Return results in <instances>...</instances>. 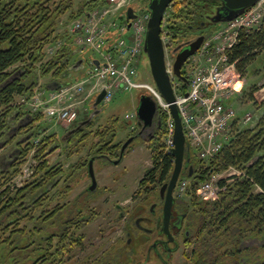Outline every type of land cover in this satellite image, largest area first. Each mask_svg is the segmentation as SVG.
<instances>
[{
  "label": "trees",
  "instance_id": "16d2710c",
  "mask_svg": "<svg viewBox=\"0 0 264 264\" xmlns=\"http://www.w3.org/2000/svg\"><path fill=\"white\" fill-rule=\"evenodd\" d=\"M214 2L173 1L163 22V29L169 36L171 44L178 43V38L189 29L201 31L200 34L205 36L215 31L216 29L209 27L216 23L210 22L207 18L214 12ZM107 3L108 0H0V149L1 140L10 128L11 117L14 114L16 119L29 115L33 117L34 122L40 120V113L31 109L24 110L34 95L35 88L39 86V79L49 74L55 76L54 79L58 81L61 78L69 79V71L74 67L71 54L75 50L71 48L69 42L75 40L70 33L66 38V35L57 32L60 18L67 14L68 21L72 22L87 17L94 9L102 8ZM64 38L66 40L61 47L53 56L47 58L46 47L58 44ZM263 49L264 17L258 26L239 32L237 41L228 50V56L231 62H235L240 75L244 76L248 66L256 60ZM77 69H81V74L76 79L79 80L87 73L82 68ZM182 72L188 78L184 67ZM188 87V83L182 81L181 90L186 92ZM258 89L259 87L255 85L249 97L256 104L264 105V100L258 103L254 96ZM17 97L24 98V101L17 102ZM167 119L168 114L159 110L156 132L160 135L155 133L149 139L152 166L139 182L140 194L158 190L160 185L169 181L172 174L174 156L172 150H167L164 140ZM93 121L88 125H92ZM117 121L116 119L105 129L96 131L101 140L97 144L93 143L91 147L93 151L106 149L113 151V157L118 156L121 144L114 143ZM34 122L31 125H34ZM135 129H138V125ZM83 130L84 127L77 131L76 135L79 142L84 144L86 143L84 139L90 133ZM55 138V134L40 137L35 156L46 157V152L54 144ZM33 146L30 138L25 145L19 144L16 161L13 163L14 175ZM187 157L190 161L185 163L187 170L180 178H189L190 186L180 203L188 211L191 209V213L188 214L193 218L191 225L194 243L186 250L190 264H264V113L253 127H242L236 120L227 142L213 157L200 159L190 147L186 151L185 158ZM190 166L193 167L191 175ZM229 168H234L241 174L219 180V185L223 189L218 198L203 200L197 196L195 191L201 182L207 180L212 173L224 172ZM63 170L51 166L48 160H44L37 166V173H42L38 180L20 188L14 195H11L9 188L0 192V215L7 216L9 220L14 218L2 228L3 231H7L13 225L10 234L5 239L1 238L0 243L10 245L11 251L19 250L20 245L17 241L27 237L29 243L23 249L30 247L36 252L35 242L40 226L35 225L27 231L19 224L22 217L29 215L28 211L21 213V209L26 208L24 199L40 189H45L49 183H53L58 174L63 173ZM63 188L64 192L70 190V186L67 185ZM46 193L44 197L34 200V206L44 204L49 191ZM46 214L48 218L43 220L44 225L50 222L48 211L44 212L43 216ZM253 239L256 242L250 245L249 242ZM15 257V260H12L13 257L6 255L8 258L6 264H20L21 259ZM10 258L11 262L7 263Z\"/></svg>",
  "mask_w": 264,
  "mask_h": 264
},
{
  "label": "built area",
  "instance_id": "2783aa9c",
  "mask_svg": "<svg viewBox=\"0 0 264 264\" xmlns=\"http://www.w3.org/2000/svg\"><path fill=\"white\" fill-rule=\"evenodd\" d=\"M132 0H108L102 8L94 9L87 17L72 21L69 31L77 42L79 51L93 49L102 58H89V70L84 79L61 85L59 89L39 91L28 103L33 111H42L51 120L72 125L80 117L83 107H90L93 99L105 87L103 102L112 101L118 90L145 88L157 101L160 110L168 114L167 150L174 147V120L169 104L155 85L137 81V61L143 50L149 12L143 10L132 20L133 33L129 39L123 37L128 30L125 20L126 10ZM264 17V0L247 9L238 17L223 23V26L209 34L196 54L191 56L188 76V89H179L174 74V56L167 58L166 68L171 77L176 104L188 145L196 150L198 158L206 160L216 155L227 142L233 123L238 120L236 111L230 105L235 93L241 91L236 83L241 75L235 62H231L228 50L235 44L241 30H249L258 26ZM164 41V34H163ZM165 44V42H164ZM166 49V45H165ZM100 64L96 65L94 60ZM97 79L93 81V78ZM24 101V98H23ZM136 114H127L133 118ZM248 114L244 121H250ZM229 132V134H228ZM240 175L241 172L229 168L224 172H214L196 188V194L203 200H215L223 189L219 185L221 178ZM190 186V180L182 177L177 183V196L185 197Z\"/></svg>",
  "mask_w": 264,
  "mask_h": 264
},
{
  "label": "rangeland",
  "instance_id": "374dc122",
  "mask_svg": "<svg viewBox=\"0 0 264 264\" xmlns=\"http://www.w3.org/2000/svg\"><path fill=\"white\" fill-rule=\"evenodd\" d=\"M148 3V0H132L131 6L135 9L136 13L141 16L144 14L143 9L146 8ZM166 14H168V12H166ZM71 23L72 22L68 21L67 19V14L63 15L60 18V25L58 27L57 32L66 35L65 37L67 38L70 33L69 28ZM223 23L225 22L213 24L211 27H209V29H219L223 26ZM200 32L201 31L189 29L183 34V36H180L178 38V43L173 42L174 44L172 45L169 36H167L166 31L163 29L167 58L170 59L173 57L171 51L174 47L184 42V40L194 39L197 36L196 34ZM132 33V29H128L122 35L126 39H129ZM66 38L61 40L58 44L48 45L46 47L47 58H50L55 54V52L61 47L64 40H66ZM69 44L71 48L75 49L74 53L72 52L71 54V62H74L75 64L79 59H83L84 63L82 69L86 73L89 70L90 66L88 62L89 58H102L99 53H97L91 48L80 52L78 49L79 45L77 42L75 43L74 41H70ZM190 64V62H187L184 65V68L187 70V73L190 71ZM136 67L138 72L136 78L137 81L147 82L152 85H155L153 77L151 75L149 59L144 50H142V52L138 56ZM69 72V79L61 78L58 81L54 79L55 76L50 74L45 77H42V79L40 78L39 86L35 89L34 95L37 94L39 91H46L47 94L52 90L59 89L61 85H65L69 82H77L76 79L79 78V75L81 74V69L78 70L77 67L74 66L70 69ZM85 75L80 78V80L84 79ZM96 79L97 78L94 77L93 81ZM176 82L178 83L177 88L179 89V93L181 89L180 87L182 80L176 77ZM237 83L239 85L243 83L241 87V92L235 93L232 96L230 100V105L236 111V118L238 119L240 126L253 127L257 124L260 116L264 113V105L256 104L255 101L249 97L250 91L255 85H257L259 89L254 96L256 97L258 103H261V101L264 100V49L258 55L256 60H254L248 66L247 73L244 76L241 75V80H239ZM148 92L149 91L145 88H136L127 91L118 90L112 101L108 103L102 102L99 105L101 111L93 119L94 121L92 122V125H86L84 127L83 132L90 133L84 139L86 141L84 147L82 146L83 143L79 142V138L77 135H75V137H73V135H66L67 132L74 126L73 124L67 125L61 122H57L55 120H51L42 111H37V113L41 114L40 120L37 122H34L33 117L29 115H24L20 119H16L14 114V119L13 116L11 117L10 128L7 130L6 134L1 140L2 148L0 149V192L5 190L6 188H9V192L11 193V195H14V193L17 192L20 188L32 184L35 180H38L42 173H37V166L40 164V162L44 160H48L51 166L63 168L64 175L70 174V172L73 170L72 166H74V164H77L78 160L88 159V148H90L93 143L97 144L98 142H100L101 137L99 135H96V131H101L105 129L117 119L118 121L116 123L117 127L114 143H120L122 145L131 136H135V138L127 146L122 162H120L119 164H110L105 163L101 159H97L93 163L94 171L96 174L97 181L99 182L98 186L100 187V189L104 186V184H107L109 187L118 191V193H116V198L114 197V201L117 200L122 205L126 206L125 208L127 209L132 208V206L136 205V203H132L131 201H129L130 194L137 188L139 189V181L141 180V178H143L147 170L152 166L151 151L149 149L151 141H149V139L155 133L158 136L160 134L156 132L157 115L154 119L153 124L146 129H141L140 127L138 129H135L138 125V119L136 117L137 115L133 118H127L126 115L132 113L136 114L141 95L145 93L148 94ZM19 100L20 97H17V102H20ZM29 108L25 106L24 110H29ZM88 108L89 110L85 112V107L81 109L79 119L83 118L84 116H87L92 111L90 107ZM248 114L252 115V119L250 121L245 122L244 118ZM33 122L34 125H31ZM168 132L169 130L167 123V132L166 134H164L165 142L168 138ZM51 134H55L56 138L54 144L46 152V157H36L35 154L39 148L38 145L40 142V137ZM64 136L66 137L63 139ZM81 136L79 135V137ZM29 138L31 141H33L34 146L30 149L27 156L23 159L19 171H17L14 175L13 163L16 161L15 158L18 153L19 144L23 143V145H25L29 142ZM192 151L196 153L195 149H192ZM78 169L76 176L72 178V184L74 187L73 192L71 193L72 195L70 194L69 196H75L79 192L83 191L85 187L91 182L89 176L87 175V171L80 168ZM186 170L187 167H185L184 161V166L181 171L180 177L183 174L185 175ZM5 171L6 173L4 174ZM51 185L52 182L45 187L46 190L48 189L47 191H49V193L47 196L48 199H45L44 204L40 206H34L33 202L34 200H36V198H39L41 192L45 189L39 190L34 195L30 194V196H27L24 199L26 208L21 209V213L24 214L25 211H28L29 215L22 217L19 220V224L21 227H25L27 231L35 225H38L39 214L44 208L49 209L55 205L56 199L55 201L53 200L54 202L51 200V196L54 193V191L51 190ZM149 200L145 202L148 206L150 204ZM143 201L144 197H141L138 201V204ZM13 220L12 218L11 220H9L7 216L0 215V223H2L0 226V239H5L10 234L13 225L11 226V228L7 229V231H3L2 228L5 226L6 223H8V221L12 222ZM100 220L101 219H97L89 230L92 239H95L97 236V231L99 230L98 223ZM50 230L51 227L49 228V231ZM111 238L112 237H108L107 244L109 243ZM17 242L19 243L20 248L19 250L16 249L14 251H11L10 245H4L0 243V264H6V259L8 260V258H6V255H8L9 257H13L12 260H15V256L22 259L23 257H27L29 255L32 257L36 255V252L33 251L30 247L23 249V247L25 248L29 243V239H27V237H25L21 241L18 240ZM255 242L256 240L253 239L249 242V244L251 245ZM10 262L11 258L10 261H8L7 263Z\"/></svg>",
  "mask_w": 264,
  "mask_h": 264
},
{
  "label": "flooded vegetation",
  "instance_id": "af4514ba",
  "mask_svg": "<svg viewBox=\"0 0 264 264\" xmlns=\"http://www.w3.org/2000/svg\"><path fill=\"white\" fill-rule=\"evenodd\" d=\"M220 6L221 2H214L215 12ZM122 145L117 157L112 156L111 150L93 151L91 146L87 150L88 159L78 160L70 174L61 173L55 177L51 185L55 205L49 209L44 208L39 214L38 226L41 229L35 242L36 255L23 257L20 264H190L186 250L194 243L191 225L193 218L188 214L191 209L188 211L180 203L184 197L177 196V184L173 190L174 202L168 226L172 239L164 229L166 192L162 195L161 188L165 182L156 191L143 194L138 193V188L132 191L129 201L136 205L129 209L117 200L114 201L118 191L107 184L100 189L97 178L94 189H91L90 159L116 164ZM124 155L125 151L122 159ZM78 168L87 171L91 182L83 191L69 196L74 187L72 178L76 176ZM65 185L70 186L69 191L64 192ZM47 190L42 191L39 197H44ZM141 197H146V200L138 204ZM148 200L149 206L145 203ZM46 211L50 214V222L44 225L43 220L48 218L47 214L43 216ZM97 219H101L99 230L96 238L92 239L89 230ZM108 237L112 238L107 244Z\"/></svg>",
  "mask_w": 264,
  "mask_h": 264
},
{
  "label": "water",
  "instance_id": "95a60500",
  "mask_svg": "<svg viewBox=\"0 0 264 264\" xmlns=\"http://www.w3.org/2000/svg\"><path fill=\"white\" fill-rule=\"evenodd\" d=\"M175 0H148V5L145 9L149 12V18L147 21V29L143 44V50L147 54L151 69V75L153 77L154 83L169 104L170 113L174 120V147L172 148V154L174 156V168L170 179L165 182L161 188V194L165 197L164 204V229L167 232L170 239H172L171 233L169 231V221L172 214V205L174 202L173 190L179 180L181 171L185 163H188L190 159L186 157V151L189 150V145L187 144V139L181 119V114L179 108L176 104V95L174 92L173 83L171 77L166 68V49L163 41V22L166 11L168 7ZM202 1H219L222 6L214 9L213 14L209 15L207 18L210 22L220 23L230 21L239 15L243 14L247 9L254 6L261 0H202ZM226 11V12H225ZM138 14L135 12L134 8L130 6L126 11V19L128 21V29L132 27V20L136 19ZM205 24V22H203ZM205 40V35L201 34L196 36L194 39L180 43L173 48L172 53L175 55L174 61V74L183 80L188 82L187 77L183 74L182 68L186 61L194 55L198 49L201 47ZM83 59H79L76 64L77 68L83 67ZM96 65H99V60L94 61ZM106 94V88L103 87L100 92H98L92 101V111L87 118L78 121L75 126H73L68 132L67 136L74 134L76 131L82 129L88 125L94 118L100 113L99 105L102 103L104 96ZM158 112V101L151 94H142L139 100L138 108L136 111L138 126L141 129L151 126ZM66 136L63 137V139ZM135 136H131L126 142L123 143L121 148L120 157L115 160V163H119L122 159L123 153L127 146ZM94 158L89 161V174L92 178L91 189H94L96 185V176L94 171ZM185 167L187 165L185 164ZM193 172V167L190 166V175Z\"/></svg>",
  "mask_w": 264,
  "mask_h": 264
},
{
  "label": "crops",
  "instance_id": "0c3cea01",
  "mask_svg": "<svg viewBox=\"0 0 264 264\" xmlns=\"http://www.w3.org/2000/svg\"><path fill=\"white\" fill-rule=\"evenodd\" d=\"M41 79H42V78H41ZM35 89H36V88H35ZM257 92H258V91H256L255 94H256ZM19 101L22 102V101H23V98L20 97V100H19ZM27 107H28V108L30 107V104H29V103L27 104ZM29 109H31V108H29ZM87 110H89L88 106L86 107V110H84V112L87 111Z\"/></svg>",
  "mask_w": 264,
  "mask_h": 264
},
{
  "label": "bare ground",
  "instance_id": "6f19581e",
  "mask_svg": "<svg viewBox=\"0 0 264 264\" xmlns=\"http://www.w3.org/2000/svg\"><path fill=\"white\" fill-rule=\"evenodd\" d=\"M241 86H242V84L239 85L238 83H236V87H237V88H241Z\"/></svg>",
  "mask_w": 264,
  "mask_h": 264
}]
</instances>
